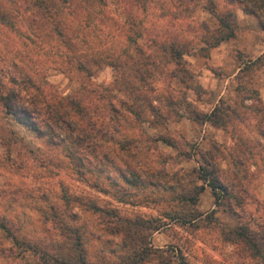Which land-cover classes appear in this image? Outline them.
<instances>
[{
  "label": "rangeland",
  "instance_id": "374dc122",
  "mask_svg": "<svg viewBox=\"0 0 264 264\" xmlns=\"http://www.w3.org/2000/svg\"><path fill=\"white\" fill-rule=\"evenodd\" d=\"M26 1L0 0L8 18L0 21L2 79L9 85L8 73L21 70L47 97L84 91L107 139L77 145L76 157L66 129L49 142L0 105V264H44L42 253L79 249L98 264H264V247L254 255L224 237L247 222L264 244V53L234 45L240 6H231L236 34L209 46L203 22L217 26L213 11L225 0H51L57 18ZM173 41L186 44L181 58L160 47ZM106 53L125 63L120 89L113 66L76 67V58ZM139 73L154 88L134 99ZM217 104L228 107L225 125L204 117ZM203 166L230 195L217 198ZM193 206L201 213L193 222L170 218ZM134 250L143 255L136 263Z\"/></svg>",
  "mask_w": 264,
  "mask_h": 264
},
{
  "label": "trees",
  "instance_id": "16d2710c",
  "mask_svg": "<svg viewBox=\"0 0 264 264\" xmlns=\"http://www.w3.org/2000/svg\"><path fill=\"white\" fill-rule=\"evenodd\" d=\"M69 1L70 0H60L63 4H66ZM81 1L87 3L88 0ZM91 1L97 3V6L100 5V7L101 5L103 7L106 4V0ZM225 2L228 3V6L227 4L223 8H218L216 6V9L213 11V15L218 20L217 26L210 27L208 23L203 22V28L208 33L205 41L209 46L217 45L221 41L231 38L236 34L237 18L235 11L231 7L233 4H238L244 11L255 14L259 18L261 25L264 26V0H225ZM31 3L33 6L41 9L42 13H45L47 17H59L57 14L58 7L54 8L53 4H51V0H31ZM86 5L87 4H85V6ZM99 10H101V8H99ZM6 13L7 12L4 11L0 5L1 22L8 20ZM88 17V15L81 14L79 17L77 16V21L80 24H82V22L86 24L89 19ZM52 27L60 37L62 34L64 35V31L57 23L52 22ZM81 28L82 26H80V29ZM160 47L163 49L169 47L176 58H181L185 52L184 49H186V44H178L173 41L167 45L165 42H162ZM119 54L120 53H106L103 57L76 58V67L79 71L85 70L87 73L91 74L90 71L92 67L109 64L115 68V86L120 89L122 87L121 83L123 84L124 76L122 68L125 63L122 58H119ZM11 63L15 65V62ZM18 74L19 75L12 72L8 73V81L11 82V84L8 85L2 79V67L0 66V105L6 113L14 116L26 127L32 129L37 135L44 136L49 142H54V140H52L53 136L60 135L62 131L66 129V133L62 135V138H70L71 144L68 142L69 145H67L69 150L68 153L71 155L77 154L76 157H79V152L76 153L78 149L74 148L77 145H83L87 141H92L96 136H98L97 144H101L107 139V134H105V138L101 124L97 119L98 117H101L100 112H98V109H94L99 105L97 102H92L91 100L86 99V97H84V91L81 90L80 93L75 92L53 98L50 96L47 97V94L42 93L39 85H36L29 73H24L20 70ZM182 78L184 79L185 77L183 76ZM136 79L131 84L134 99L138 98V93L136 94L135 91H138L140 88L144 87V85H146L147 88H154L153 83H150V80L144 74L139 73ZM41 80L45 84H49L46 78H41ZM20 83H22V85ZM29 86L33 88L27 89ZM89 91H94L96 94H100L102 98L105 96L102 95V91H99V89L94 86H90ZM118 99L121 103L124 102L123 99ZM226 109L228 110V107ZM227 110H224V108L217 104L210 112H205L204 117L213 124L225 125L227 121L223 116ZM99 139H102L103 141ZM91 143L92 142H90V144ZM79 148H82V146ZM208 160L210 161V159ZM200 172L202 179L211 185L217 198L219 195H230L227 186L214 180L217 177H212L211 171L208 170L206 166L201 167ZM203 188L204 183L197 185L196 192L199 193ZM186 198L190 199L192 204H195L197 195H188ZM93 206L96 207L97 205ZM200 214L201 213L195 208V206H193L183 212H175L170 218L180 220L182 223H190L196 220ZM0 225L5 227V223L2 221H0ZM228 233L225 234L224 237L231 240L242 241L250 247V250L254 255L263 256L261 249L264 247V244L255 238V232L247 222L242 223L238 228L230 230ZM261 238L264 242V233L261 235ZM137 252L138 251L134 250L135 254L133 253V255L135 256V260L133 263H136L143 258V255L140 253L137 257ZM41 255L43 256L42 259L44 264H55L56 262L58 264H98L89 262L81 249H79L74 256L61 255L62 257H59L57 254H51V257L48 259L46 256L48 253H42Z\"/></svg>",
  "mask_w": 264,
  "mask_h": 264
},
{
  "label": "crops",
  "instance_id": "0c3cea01",
  "mask_svg": "<svg viewBox=\"0 0 264 264\" xmlns=\"http://www.w3.org/2000/svg\"><path fill=\"white\" fill-rule=\"evenodd\" d=\"M237 16L240 23L243 24V29L238 43L234 45H238L240 49L253 57L264 53V26L259 24L258 17L244 11L241 7L237 10ZM223 45L225 44H220V47Z\"/></svg>",
  "mask_w": 264,
  "mask_h": 264
}]
</instances>
